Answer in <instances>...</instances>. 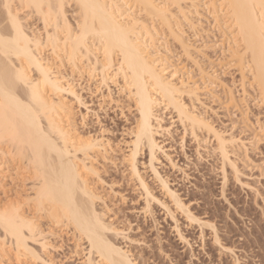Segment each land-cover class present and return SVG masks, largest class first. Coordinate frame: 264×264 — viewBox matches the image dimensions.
I'll use <instances>...</instances> for the list:
<instances>
[{
  "label": "bare ground",
  "instance_id": "bare-ground-1",
  "mask_svg": "<svg viewBox=\"0 0 264 264\" xmlns=\"http://www.w3.org/2000/svg\"><path fill=\"white\" fill-rule=\"evenodd\" d=\"M158 1L0 0V161L8 155L2 150L7 146L17 166L22 165L24 171L30 172L28 176L31 174L24 201L17 197L19 200L11 201L8 208H0V233L11 244L16 261L38 258L29 241L38 244L45 254L49 249L48 238L39 222L42 217L50 220L49 224L74 229L80 240L88 244L90 264H136L128 251L110 240V235L119 236L120 232L105 219L103 209L100 212L96 208L101 198L90 188L87 175L95 171L90 155L101 144L93 139H81L76 133L72 112L64 98L72 97L82 103L77 90L81 84L69 79L67 68L71 74H82L86 64L92 71H99V83L107 97L115 94L112 86L119 87L118 91L126 92L134 102L139 119L128 163L137 176V157L144 147L148 150L152 171L158 176L154 163L162 149L157 136L168 131L159 113L162 109H171L179 120L187 121L194 129L204 128L213 133L223 153L227 142H233L179 101L180 93L199 101L198 95L205 88L200 91L196 87L199 81L190 87L188 74L182 75L181 70L174 68L169 62L173 59L171 51L164 48L161 38L158 43L155 41L153 33L157 31L151 28L152 32L144 22L148 19L160 22L180 44L183 56L192 61L195 59L192 49L196 46L185 39L184 31L179 28L183 26L180 20V24L174 22L181 17L190 20L189 13L194 10L186 11L187 5L197 0H162L157 4ZM70 2L78 10L74 23L66 15ZM198 3L199 8L201 0ZM204 3V9L201 8L205 10V19L210 17L218 25V32H222L228 43L225 59L239 65L234 64L237 69L240 67L243 80L246 75L250 76V85L259 93L264 106V0H206ZM134 7L138 8L139 15L134 14ZM18 8L27 13L25 17L19 14ZM197 13L202 17L203 12ZM29 16L42 23L43 36L31 30V23L26 19ZM200 22L196 23L200 25ZM191 28L196 30L195 26ZM54 61L60 65L55 66ZM59 67L65 69V74L59 72ZM211 75L209 80H217ZM188 76L190 82L196 81ZM100 94L105 98L106 95ZM234 97L231 95L228 100ZM232 99L229 102L235 101ZM165 187L174 196L166 184ZM4 239L3 246L0 244L2 258L8 253Z\"/></svg>",
  "mask_w": 264,
  "mask_h": 264
},
{
  "label": "rangeland",
  "instance_id": "rangeland-1",
  "mask_svg": "<svg viewBox=\"0 0 264 264\" xmlns=\"http://www.w3.org/2000/svg\"><path fill=\"white\" fill-rule=\"evenodd\" d=\"M205 1L201 0L199 8L196 3L190 4L197 7L187 3L183 7L185 9L187 5L189 12L205 13L202 10ZM136 9L134 7V14L139 13ZM66 11L68 19L74 23L78 15L75 4L68 3ZM192 12L189 13L190 20L181 17L175 18L177 21L174 22L180 20L183 26L179 28L184 31L185 39L198 47H192V58L196 59L191 58L192 61L183 56L180 44L169 36L160 22L149 19L144 22L150 30L157 31L153 33L155 41L158 43L161 38L164 48L171 51L173 62H169L174 68L176 66L182 75L188 74L196 80L190 82L187 75L189 86L199 81L196 87L200 91L205 88L198 91L199 101L191 100L186 93L179 94V101L205 118L227 141L233 140L227 142L225 153L213 133L204 128L194 129L187 121L179 120L171 109H162L159 113L163 115V125L168 131L157 136L162 149L154 163L158 176L152 171L145 147L138 153L137 176L128 161L139 117L129 95L112 86L115 94L112 98L107 97L105 88L99 83V71H92L84 64L82 74H71L69 68L59 67L61 74L67 71L70 80L81 84L77 90L82 103L72 97L64 98V101L72 112L79 137L101 144L90 155L95 171L89 177L87 175V179L90 188L101 198L96 208L100 212L103 209L101 213L104 212L105 219L120 232L119 236L110 235V240L128 251L134 263L264 264V106L260 103L259 93L250 85V76L246 75L243 80L240 67H236L239 65L234 63V66L232 60L225 59L228 43L222 32H218V25L210 17L205 19L206 13L200 17L195 12L198 16L193 17L195 13ZM19 14L25 17L27 13L20 10ZM26 19L30 21L32 31L44 35L40 21L32 16ZM191 20H194L192 24L196 30L190 29L194 27ZM195 20L197 23L201 20V26ZM199 26L201 28H197ZM54 63L60 65L57 61ZM205 71L208 73L206 78ZM209 75L217 80H209ZM100 93L106 95L105 98L100 97ZM230 94L235 96L233 103L229 102L232 98L228 100ZM2 150L8 153L7 159L0 161L3 166H0V182L3 181L0 183V208L3 209L19 197L24 201L31 174L28 176L30 172L24 171L22 165L17 166L7 146ZM165 184L175 197L170 195ZM180 203L182 206L178 205ZM43 219L41 217L39 222L50 246L46 254L38 244L29 241L38 258L18 262L11 244L0 233V244L4 239V243L7 242L4 248L10 252L3 258L0 255V264H90L88 244L80 240L74 229L53 222L49 224L50 220Z\"/></svg>",
  "mask_w": 264,
  "mask_h": 264
}]
</instances>
